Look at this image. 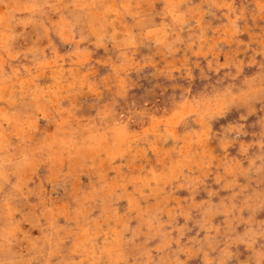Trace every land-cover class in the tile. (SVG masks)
Segmentation results:
<instances>
[{"label":"rangeland","instance_id":"obj_1","mask_svg":"<svg viewBox=\"0 0 264 264\" xmlns=\"http://www.w3.org/2000/svg\"><path fill=\"white\" fill-rule=\"evenodd\" d=\"M0 264H264V0H0Z\"/></svg>","mask_w":264,"mask_h":264}]
</instances>
